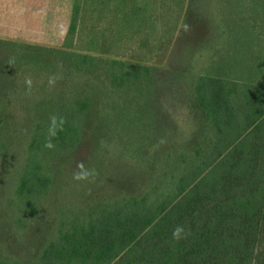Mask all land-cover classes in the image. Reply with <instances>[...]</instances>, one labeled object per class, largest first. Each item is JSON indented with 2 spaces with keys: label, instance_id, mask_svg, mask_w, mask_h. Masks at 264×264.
Masks as SVG:
<instances>
[{
  "label": "trees",
  "instance_id": "1",
  "mask_svg": "<svg viewBox=\"0 0 264 264\" xmlns=\"http://www.w3.org/2000/svg\"><path fill=\"white\" fill-rule=\"evenodd\" d=\"M78 10L61 47L0 57V264H264V38L157 75L105 34L74 49Z\"/></svg>",
  "mask_w": 264,
  "mask_h": 264
},
{
  "label": "rangeland",
  "instance_id": "2",
  "mask_svg": "<svg viewBox=\"0 0 264 264\" xmlns=\"http://www.w3.org/2000/svg\"><path fill=\"white\" fill-rule=\"evenodd\" d=\"M117 1V10L129 23L123 16L116 17L119 12L113 11L112 5ZM148 1L79 0L74 49L88 48L92 37L105 34L109 41L105 53L110 58L141 62L154 68L157 75L169 68L198 74L218 64H209L212 54L220 57L233 46L224 31L240 26L248 28L255 40L264 38V22L254 15L256 4L264 0H236L229 8L226 0ZM72 4L73 0H0V57L14 55L17 45L61 47ZM143 93L144 88H139L137 96ZM144 107L139 104L135 109L138 123L145 122L141 117ZM132 117L127 114L125 118ZM142 136L134 134L136 139ZM173 137L169 133L162 140L175 144ZM191 138L192 133L180 142Z\"/></svg>",
  "mask_w": 264,
  "mask_h": 264
}]
</instances>
